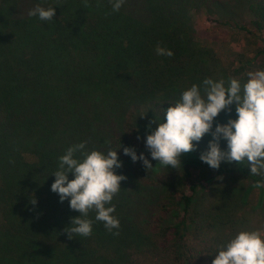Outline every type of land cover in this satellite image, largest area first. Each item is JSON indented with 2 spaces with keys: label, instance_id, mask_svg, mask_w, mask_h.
Masks as SVG:
<instances>
[{
  "label": "trees",
  "instance_id": "trees-1",
  "mask_svg": "<svg viewBox=\"0 0 264 264\" xmlns=\"http://www.w3.org/2000/svg\"><path fill=\"white\" fill-rule=\"evenodd\" d=\"M114 2L0 0V264H203L209 256L208 247L188 243L202 182L164 194L146 216L131 200L126 205L121 181L111 201L119 235L90 211L92 235L69 238L65 229L79 212L51 191L52 174L66 149L81 142L87 152L117 150L122 167L115 174L131 172L125 136L82 119L81 102H138L137 109L150 103L163 113L193 84L216 80L213 60L194 44V14L256 40L257 49L233 53L225 68L243 86L242 77L264 56V0H125L115 12ZM37 5L54 8L52 21L28 15ZM235 8L251 15L247 23L236 21ZM157 44L173 56L157 55ZM231 106L214 118L213 130L236 119ZM116 115L121 130L125 119ZM243 175L253 184L264 177L250 169Z\"/></svg>",
  "mask_w": 264,
  "mask_h": 264
},
{
  "label": "clouds",
  "instance_id": "clouds-1",
  "mask_svg": "<svg viewBox=\"0 0 264 264\" xmlns=\"http://www.w3.org/2000/svg\"><path fill=\"white\" fill-rule=\"evenodd\" d=\"M124 2L115 0L112 10L119 11ZM28 15L38 16L41 21H52L55 12L53 7L45 9L37 5ZM155 51L157 55L168 57L174 54L159 44ZM247 75L243 86L237 79H230L226 86L224 79L205 78L201 85L193 84L184 90L174 105L163 110L162 120L154 118L147 126L157 125L145 139L151 158L177 169L181 167V154L195 151L196 143L205 134H210L212 139L207 150L199 155V159L210 168L219 169L222 161H235L248 166L252 175L264 173V70ZM233 104L236 119L229 118L225 124L217 122L213 130L214 118L222 110L230 111ZM222 139L227 141V151L220 148ZM85 149L86 142L68 147L59 157L58 170L52 174L55 181L51 184V191L58 194L60 202L68 199L70 209L79 212L77 217L71 218V226L65 231L70 234L69 238L73 235L91 236L93 221L86 217L90 211H95V220L103 222L113 235H119V231L113 232V229L120 228V222L113 215L115 205L111 201L121 190L120 182L126 180L124 175H117L114 171L122 167V162L117 150L109 148L104 153ZM78 152L82 159L76 157ZM123 154L130 156L133 162L142 161L145 169L152 167L144 154L137 156L133 148L124 147ZM69 174L73 179H68ZM252 187L264 188V177ZM212 264H264V238L260 231L239 232L221 247Z\"/></svg>",
  "mask_w": 264,
  "mask_h": 264
},
{
  "label": "rangeland",
  "instance_id": "rangeland-1",
  "mask_svg": "<svg viewBox=\"0 0 264 264\" xmlns=\"http://www.w3.org/2000/svg\"><path fill=\"white\" fill-rule=\"evenodd\" d=\"M233 17L240 23H247L251 15L235 8ZM193 28L196 49L199 51L200 48L206 52L208 58L213 60L216 72L219 71L217 73L211 71L216 80L223 78L221 77L223 74L225 82L232 79L228 78L225 68L232 61L233 53H248L257 49L256 40L250 39L242 32L212 25L206 21V16L202 13L194 14ZM202 61L207 62V58L202 56ZM257 70H264V56L248 73ZM242 78L247 82L248 75ZM81 103L85 110L79 111L82 119H93L103 130L125 136L124 147L133 148L137 156L143 153L152 165L151 168L145 169L142 161L133 162L130 156H127L132 168L130 173L125 174L126 180L122 182L123 191L129 197L126 205L131 200L132 206H138L147 216L158 209L164 194L195 181L202 182L189 213L188 222L191 223V227L188 243L192 248L202 245L210 249L209 256L208 258L205 256L203 264H212L221 247L226 246L241 231L259 230L261 237L264 238V188L252 187L253 183L243 175L245 170L250 169L246 165L237 164L235 161L232 163L222 161L219 169H212L202 162L199 155L207 150L210 139L206 135L211 136L210 134H205L198 143L194 142L195 151L181 154L179 158L181 167L177 169L166 167L153 160L145 147L146 136L157 127L153 123L148 128L149 122L154 118L158 120L163 118V113L159 109L153 108L150 103V107L145 105V108L137 109L140 105L138 102ZM175 103L172 102L173 105ZM231 108L237 115L235 104ZM116 114H123L125 119L121 130L116 123L118 117ZM133 117L134 125L131 123ZM132 139H136L137 144L131 146ZM220 148L227 151L226 140H220ZM140 194L143 197L137 199L136 195Z\"/></svg>",
  "mask_w": 264,
  "mask_h": 264
}]
</instances>
